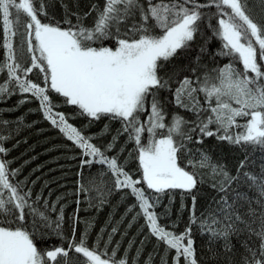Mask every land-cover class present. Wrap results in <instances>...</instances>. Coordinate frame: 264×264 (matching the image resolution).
Segmentation results:
<instances>
[{
    "label": "snow or ice",
    "instance_id": "1",
    "mask_svg": "<svg viewBox=\"0 0 264 264\" xmlns=\"http://www.w3.org/2000/svg\"><path fill=\"white\" fill-rule=\"evenodd\" d=\"M51 3L0 0V102L18 94L24 98L17 107L35 101V110L70 142L64 146L79 150L77 208L66 235L63 197L45 196L47 181L34 192L39 177L19 179L21 169L6 159L11 136L0 133V264H130L128 249L118 255L119 242L112 246L117 227L107 239L102 228L91 241L85 222L77 235L81 203L99 210L115 193L131 199L128 227L142 218L145 240L164 245L160 264H169V253L171 264H264V163L249 170L257 151L264 160V0H103L83 14L61 0L62 19L48 12ZM197 39L194 62L163 71ZM213 39L219 46L209 68L201 56ZM78 118L79 127L72 123ZM100 121L109 123L89 134ZM111 122L119 124L116 134L98 142ZM8 124L0 119V126ZM212 137L243 155L234 173L204 147ZM205 186L211 191L201 210ZM176 195L181 204L172 220ZM165 196L168 204L157 211ZM185 211V227L176 232ZM194 233L206 238L207 256L197 257ZM53 237L60 243L38 246V239ZM152 259L149 254L145 264Z\"/></svg>",
    "mask_w": 264,
    "mask_h": 264
},
{
    "label": "trees",
    "instance_id": "2",
    "mask_svg": "<svg viewBox=\"0 0 264 264\" xmlns=\"http://www.w3.org/2000/svg\"><path fill=\"white\" fill-rule=\"evenodd\" d=\"M63 3L67 5L71 12H79L83 14L88 11L92 3H100L102 5L103 0H63ZM48 12L54 15L57 19L63 18L64 10L61 8V0H52L51 5L47 9ZM95 15V14H93ZM91 17L88 18L86 23H91ZM202 43L201 40L197 39L187 51H181L177 57H174L168 65H166L163 71H172L173 66L177 69H183L189 66L195 61V57L199 54V45ZM219 46V42L215 39L207 45L208 53L201 56V63L207 64L209 68L213 67V63L210 59V55L213 54ZM224 63L219 57L216 58ZM194 66V64H192ZM187 72H182L181 75H187ZM3 79V77H0ZM26 95V94H25ZM24 97L21 95H13L3 102H0V119L9 121L8 125L0 126V133L4 135H10L11 138L4 142V146L10 151L6 159L11 160V168H20L19 179L29 177L30 180H37L34 187V192H39L44 187L45 181L48 182L47 187H44V194L47 196L48 192L51 191V200H55L57 196L63 197L61 204L66 205L64 209L65 214V234L70 235L69 224L71 221L69 218L76 211L75 192L77 186V176L79 169V156L77 155L79 150L76 152H70L64 145L70 144L66 141L56 129L52 128L51 125L45 121L39 111H36L37 104L35 101L26 102L20 104L18 102ZM55 99V96H54ZM8 109H14L8 111ZM32 109V111H29ZM62 111L70 112V107L62 108ZM169 113L175 111L172 106L168 107ZM180 114L187 118H190V114L180 110ZM23 117V122L17 124L18 118ZM72 123L78 127L81 126L84 121L82 118L73 120ZM105 123L108 121H100L93 124L87 129L89 134L100 133ZM119 127L117 122H111L110 131L106 135H100L97 137L98 142L105 143L111 140V137L116 134V129ZM124 138L121 137L117 143V148L114 151H118L120 145L123 144ZM204 147L209 151L213 160H219L224 162L232 172H235V167L240 159H243V155L236 148L229 146L226 142L220 143L215 140L214 137L207 138L205 140ZM131 146H129L130 150ZM127 155V151L124 153ZM262 153L257 151L253 159L255 163L249 169L250 171L258 172L259 165L264 163L261 160ZM76 156L75 159L70 157ZM135 161L130 160L128 168L134 170ZM95 169H93L94 171ZM85 176L88 175V170H84ZM211 190L206 186L202 188L201 198L198 199V208L202 210L205 203L203 194L209 193ZM214 194V193H213ZM169 198L163 197V203L160 209L162 210L163 205L168 204ZM131 203V199L121 200L120 193H115L109 198V203L103 205L99 210L96 207H88L87 204L81 203L79 210L80 223L77 224V235L82 232L86 226L85 222L91 224L90 229V240L95 241L97 234L102 228L106 229L104 238L107 239V234L111 232L112 227H117V232L113 236L112 246H115L117 242L120 244L118 255H123L124 251L128 249V258L131 264L132 258L136 256L137 249H141L140 256L138 258V264H145L148 260L149 254H152L153 259L151 264H160V258L164 255V245L161 244L157 247V241L155 237H150L145 240L148 235V229L145 228L143 231L140 230V226L144 223L143 219H138L132 223L129 228L128 225L132 220L133 213L125 215L128 204ZM186 204H190V200L185 201ZM181 199L179 195L175 196L174 203L172 204V220H176L179 214V208ZM59 207V205H58ZM55 219V214H52ZM123 217V221H121ZM187 221V212L185 211L181 219L178 221V226L175 229L176 232L183 231L185 223ZM120 222V223H118ZM195 237V248L197 250V257L207 256L208 253L204 250L205 239L199 234L194 233ZM141 241H144L141 247ZM132 243L129 249V243ZM38 246L41 248L48 247L49 244H59L60 241L55 237L50 240H37ZM235 243V241H234ZM174 253H169L168 261L171 264V257Z\"/></svg>",
    "mask_w": 264,
    "mask_h": 264
}]
</instances>
